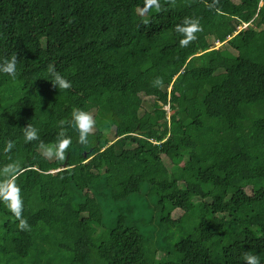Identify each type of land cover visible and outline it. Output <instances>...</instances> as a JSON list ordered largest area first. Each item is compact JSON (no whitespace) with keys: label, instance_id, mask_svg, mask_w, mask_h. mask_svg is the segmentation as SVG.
Instances as JSON below:
<instances>
[{"label":"trees","instance_id":"1","mask_svg":"<svg viewBox=\"0 0 264 264\" xmlns=\"http://www.w3.org/2000/svg\"><path fill=\"white\" fill-rule=\"evenodd\" d=\"M185 19L200 31L181 47ZM12 56L0 185L29 227L0 202V264H264V0H0ZM76 110L96 121L87 145ZM60 132L63 159L46 151ZM128 203H155L157 228Z\"/></svg>","mask_w":264,"mask_h":264},{"label":"clouds","instance_id":"2","mask_svg":"<svg viewBox=\"0 0 264 264\" xmlns=\"http://www.w3.org/2000/svg\"><path fill=\"white\" fill-rule=\"evenodd\" d=\"M176 33H182L183 39L180 40L181 47H187L190 41L196 39L195 33L200 31L198 21L193 19H185L182 25H177L175 28ZM219 42V41H218ZM217 48V46H215ZM0 73L10 76L12 79L17 75V58L12 56L10 58L0 61ZM49 77L52 85L59 90H67L71 87L70 81L56 72L55 68L49 66ZM157 85L161 84L159 79L155 82ZM71 126L79 134V143L81 145L88 144V136L95 126L96 121L93 117L82 110H76L71 114ZM24 139L27 142L38 139V130L31 125H28L24 130ZM71 143L70 138H65L64 133L60 132L58 140L55 145L46 149L49 155L55 154L58 158H64V150L69 147ZM8 149H11L13 145L9 143ZM64 166H66L64 164ZM7 172L12 169L6 170ZM57 171H51L54 173ZM0 202H3L7 210L12 213L17 220H19V228L26 230L29 225L25 219L22 218L23 200L20 195V189L12 182H7L6 188L0 185ZM245 264H260V257L257 255L245 253L242 257Z\"/></svg>","mask_w":264,"mask_h":264},{"label":"rangeland","instance_id":"3","mask_svg":"<svg viewBox=\"0 0 264 264\" xmlns=\"http://www.w3.org/2000/svg\"><path fill=\"white\" fill-rule=\"evenodd\" d=\"M263 3V2H262ZM226 42V41H225ZM223 43L221 42H217L216 46L219 47L221 46ZM155 100L154 99H150V103L152 104ZM165 109H167L168 111V115H171L172 110L170 109L169 105H165L164 106ZM142 190H144V188H142ZM132 204L135 207V211L132 212L131 217L134 220H140V221H149L150 224L148 225H154V227L157 228V220L160 218L161 216V212L159 210H154V211H150L148 208L150 206L155 205V203H128L127 205ZM123 212H126L127 210H122ZM109 214V213H108ZM107 214V215H108ZM174 215V214H173ZM177 217H179L178 213H176ZM153 220V221H150ZM95 237L98 240L103 239L102 235H101V231H97L95 233Z\"/></svg>","mask_w":264,"mask_h":264},{"label":"water","instance_id":"4","mask_svg":"<svg viewBox=\"0 0 264 264\" xmlns=\"http://www.w3.org/2000/svg\"><path fill=\"white\" fill-rule=\"evenodd\" d=\"M66 165V164H65Z\"/></svg>","mask_w":264,"mask_h":264}]
</instances>
